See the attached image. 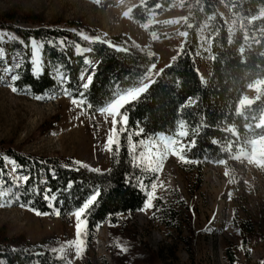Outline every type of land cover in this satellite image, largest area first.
Instances as JSON below:
<instances>
[{"label": "trees", "instance_id": "obj_1", "mask_svg": "<svg viewBox=\"0 0 264 264\" xmlns=\"http://www.w3.org/2000/svg\"><path fill=\"white\" fill-rule=\"evenodd\" d=\"M177 1L143 0L131 17L143 25L151 20V14L166 13ZM180 1L185 14L178 31L184 35L181 48L147 90L120 109L109 170L97 172L73 158L38 157L0 142V195L14 205L40 215L58 211L65 219L89 195L100 193L86 211L87 243L96 229L107 223L115 264H159L158 256L135 237L127 236L124 229L125 219L139 211L145 193L157 179L146 152L151 142L173 136L183 126L187 143L184 169L201 183L207 165L230 164L239 146L264 133V83L257 100L239 110L248 87L264 81V0ZM222 7L236 22L233 29L221 13ZM161 28L155 25L148 32L155 35ZM0 30L18 37L0 41V79L8 69L12 87L32 97L65 90L74 99L83 100L91 114L136 87L158 62L154 52L129 36H110L77 21L49 23L37 15L10 12L0 15ZM31 40L43 44L42 74L38 76L33 72ZM79 48L87 52L78 54ZM200 59L209 65L207 79L200 73ZM9 163L24 177L23 182L14 180ZM159 206L157 202L154 213L167 229L176 230L183 224L178 211ZM233 224L249 256L248 246L257 237L254 227L237 217ZM260 238L264 242V237ZM185 242L190 263L196 264L195 244L191 239ZM226 258L229 264H236L230 250ZM0 259L5 264H69L46 245L4 234H0ZM254 264H264V255Z\"/></svg>", "mask_w": 264, "mask_h": 264}, {"label": "rangeland", "instance_id": "obj_2", "mask_svg": "<svg viewBox=\"0 0 264 264\" xmlns=\"http://www.w3.org/2000/svg\"><path fill=\"white\" fill-rule=\"evenodd\" d=\"M143 0H0V15L15 12L19 15H37L46 22L77 21L96 28L110 36L125 34L139 46L149 49L158 62L149 74L134 88L119 95L109 106L91 114L83 100L75 99L65 90H55L42 97L27 92L13 91L8 69L0 79V142L12 143L23 152L38 157H67L77 162L107 171L110 168L111 147L115 139L116 117L122 107L136 100L153 83L159 73L178 54L184 40L179 33L184 11L177 1L166 13L151 14V20L140 25L132 11ZM222 15L230 28L236 22L222 7ZM161 25L158 38L148 32ZM20 28L32 29L30 25ZM18 40L9 31L0 30V41ZM61 45V44H60ZM33 70L38 52L42 74L43 44L31 40ZM87 50L78 49V54ZM200 73L207 79L208 63L199 60ZM264 81L248 87L239 103V110L250 107L258 97ZM264 132V129L262 130ZM187 143L185 130L180 126L173 136H160L149 144L147 155L157 174L148 190L153 195L152 208L138 211L125 219L127 236H133L147 245L159 264H191L185 240L195 244L196 264H229L226 251L236 257V264H254L264 255V133L239 146L230 164H209L203 170L201 183L186 173L183 151ZM110 148V150H106ZM17 183L24 177L16 174ZM178 211L183 224L176 230L167 229L154 213V206ZM237 217L250 222L257 237L248 246L246 255L242 238L233 224ZM0 234L8 238L25 237L35 244L56 250L69 264H115L110 250V228L107 223L96 229L87 243L86 231L77 232L75 217L63 219L60 215H40L0 195ZM84 245L81 247V245ZM0 264L5 261L0 259ZM130 264V263H127ZM132 264H142L134 262Z\"/></svg>", "mask_w": 264, "mask_h": 264}, {"label": "snow or ice", "instance_id": "obj_3", "mask_svg": "<svg viewBox=\"0 0 264 264\" xmlns=\"http://www.w3.org/2000/svg\"><path fill=\"white\" fill-rule=\"evenodd\" d=\"M41 70V66H38L36 69L33 70V72H39ZM87 87V85H85ZM13 91H16L15 88L12 89ZM39 98V97H37ZM76 100L73 99V103H75ZM109 145L112 148L114 145L113 142L109 141ZM106 150H110V148H106ZM83 167H87L86 165H83ZM94 171H99V169H95ZM27 179V178H25ZM71 183V182H70ZM100 195L99 192H94L91 195H89L84 202L82 203L81 206L77 207L74 212L71 214L75 217V221L77 224V232L82 235L83 232L86 231V226H87V218H86V211H90V206L94 204V202L97 201L98 196ZM146 199L143 202V206L139 209V211L144 212L146 210H149L152 208V200H153V195L151 193L146 192ZM45 200H48V196L44 197ZM54 199V198H53ZM49 208H52L53 205L49 204ZM39 214V213H37ZM56 215H59V212H55ZM84 245L82 244L81 247ZM121 251H124V249H121Z\"/></svg>", "mask_w": 264, "mask_h": 264}, {"label": "bare ground", "instance_id": "obj_4", "mask_svg": "<svg viewBox=\"0 0 264 264\" xmlns=\"http://www.w3.org/2000/svg\"><path fill=\"white\" fill-rule=\"evenodd\" d=\"M36 56H37V59H36V62L34 63V65H35L36 67H38V66L40 65V62H39V60H38L39 56H38V52H37V51H36Z\"/></svg>", "mask_w": 264, "mask_h": 264}]
</instances>
